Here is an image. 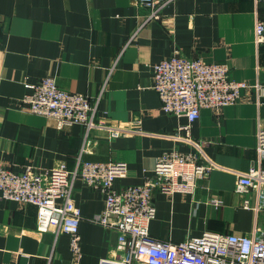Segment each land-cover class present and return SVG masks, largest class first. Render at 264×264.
<instances>
[{
  "label": "crops",
  "instance_id": "1",
  "mask_svg": "<svg viewBox=\"0 0 264 264\" xmlns=\"http://www.w3.org/2000/svg\"><path fill=\"white\" fill-rule=\"evenodd\" d=\"M137 0H0V166L20 173L27 166L74 169L86 142L81 124L58 129L31 114L22 99L27 84L53 77L66 91L98 100L97 120L84 160L128 163L116 190L141 185L158 158L174 149L198 153L215 164L195 194L155 190L152 238L182 242L204 232L250 234L264 213L242 206L237 179L258 167V132L264 128V42L255 27L264 19L257 0H176L160 20L146 22ZM174 54L227 64L231 79L251 87L220 111L203 109L188 131L186 117L165 114L153 88V66ZM109 128L129 130L112 137ZM73 197L82 213L81 257L69 236L39 229L38 209L0 200V264H102L117 257L118 232L92 222L105 210L106 196L80 178ZM218 199L219 206L211 204Z\"/></svg>",
  "mask_w": 264,
  "mask_h": 264
},
{
  "label": "built area",
  "instance_id": "2",
  "mask_svg": "<svg viewBox=\"0 0 264 264\" xmlns=\"http://www.w3.org/2000/svg\"><path fill=\"white\" fill-rule=\"evenodd\" d=\"M148 9L145 21L160 20L163 10L176 0H137ZM264 0H257V3ZM256 40L264 42V19L255 27ZM29 92L22 99L31 114L51 119L58 129L81 124L86 128V142L77 156L74 169L63 163L51 170L38 171L27 166L14 173L0 166V200L38 209L39 229L52 230L57 236L68 235L70 248L81 257L80 223L82 213L73 197V187L80 178L86 185L106 196L105 210L92 222L118 232L117 257L102 264H264V225L250 234L204 232L199 237L182 242H161L152 238L150 224L156 217L153 192L165 194H195L199 182L207 178L215 164L202 160L198 153H183L177 149L164 152L157 160L154 172L141 185L116 190L115 181L129 173L128 163H108L83 159L92 130L107 128L97 120L98 100L92 103L87 95L61 89L56 79L44 77L36 84H27ZM251 87L230 77L227 64H208L174 54L153 66V88L162 102L165 114L186 117L188 131L203 109L220 111L241 99V92ZM258 95L264 86H255ZM112 137L127 132L124 128H109ZM258 167H251L237 179L236 191L242 196V206L257 214L264 213V128L258 132ZM211 204L219 206L218 199Z\"/></svg>",
  "mask_w": 264,
  "mask_h": 264
}]
</instances>
